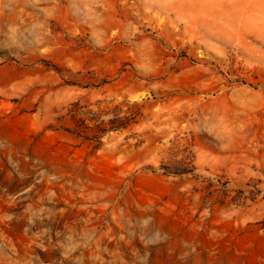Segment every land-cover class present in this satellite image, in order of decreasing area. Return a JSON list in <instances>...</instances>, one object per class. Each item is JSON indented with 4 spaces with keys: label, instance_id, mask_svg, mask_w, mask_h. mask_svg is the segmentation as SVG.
I'll list each match as a JSON object with an SVG mask.
<instances>
[{
    "label": "rangeland",
    "instance_id": "374dc122",
    "mask_svg": "<svg viewBox=\"0 0 264 264\" xmlns=\"http://www.w3.org/2000/svg\"><path fill=\"white\" fill-rule=\"evenodd\" d=\"M0 264H264V0H0Z\"/></svg>",
    "mask_w": 264,
    "mask_h": 264
}]
</instances>
